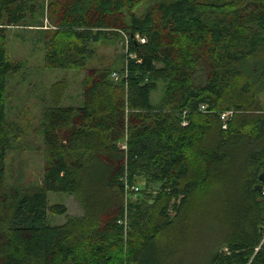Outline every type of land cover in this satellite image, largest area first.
<instances>
[{"label": "trees", "instance_id": "trees-1", "mask_svg": "<svg viewBox=\"0 0 264 264\" xmlns=\"http://www.w3.org/2000/svg\"><path fill=\"white\" fill-rule=\"evenodd\" d=\"M27 27L44 69L84 74L79 103L65 77L41 99L42 182L19 185L7 46ZM116 38L121 63L90 65ZM262 93L264 0H0V264H264ZM49 193L81 214L50 224Z\"/></svg>", "mask_w": 264, "mask_h": 264}, {"label": "rangeland", "instance_id": "rangeland-1", "mask_svg": "<svg viewBox=\"0 0 264 264\" xmlns=\"http://www.w3.org/2000/svg\"><path fill=\"white\" fill-rule=\"evenodd\" d=\"M152 1H145L134 9L135 14L142 13ZM128 19V18H127ZM35 27L13 28L9 32L7 58L16 68L7 76L6 115L8 119L22 127L20 148L10 151L6 158L9 182L19 185L39 184L42 182L43 168L40 150V137L36 133L41 99L46 91L58 78L65 77L69 87L64 103L76 104L81 100L80 80L84 71L48 70L42 67V46L37 40ZM96 55L90 61L92 66L116 65L121 63L124 51L120 38L95 44ZM119 65V64H118ZM164 83L159 82L158 88L151 92V103H157L163 93ZM264 101V93L261 95ZM22 146V147H21ZM49 206L53 209L48 213L50 224H61L65 215H79L82 210L74 196L65 193H49ZM64 212H56L59 208Z\"/></svg>", "mask_w": 264, "mask_h": 264}, {"label": "built area", "instance_id": "built-area-1", "mask_svg": "<svg viewBox=\"0 0 264 264\" xmlns=\"http://www.w3.org/2000/svg\"><path fill=\"white\" fill-rule=\"evenodd\" d=\"M136 38H138L140 40V42H144V38H141L139 37L138 35L135 36ZM112 76L117 79L118 78V75L116 72H113L112 73ZM200 109L201 110H204L205 109V105H200ZM231 112L230 111H227V112H222L220 113V119L223 121V127L225 128L226 127V120L229 118ZM122 148H125V144H122ZM127 189H134L135 191L138 190V186L136 185H132V186H129V187H126V190ZM261 193L264 195V185L261 189Z\"/></svg>", "mask_w": 264, "mask_h": 264}, {"label": "water", "instance_id": "water-1", "mask_svg": "<svg viewBox=\"0 0 264 264\" xmlns=\"http://www.w3.org/2000/svg\"><path fill=\"white\" fill-rule=\"evenodd\" d=\"M258 178H259V182L253 186V189L257 190V191H261V189L264 185V170L262 172H260Z\"/></svg>", "mask_w": 264, "mask_h": 264}]
</instances>
